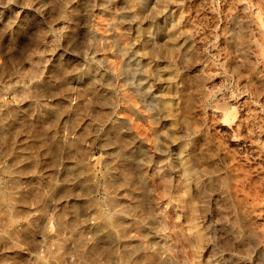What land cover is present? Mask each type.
I'll use <instances>...</instances> for the list:
<instances>
[{"label": "clouds", "instance_id": "obj_1", "mask_svg": "<svg viewBox=\"0 0 264 264\" xmlns=\"http://www.w3.org/2000/svg\"><path fill=\"white\" fill-rule=\"evenodd\" d=\"M187 2L96 0L89 13H112L108 27L123 36L109 40L73 17L77 0H0L35 13L31 29L3 43L15 39L24 49L33 33L51 38L53 51L63 49L54 58L67 65L44 96L35 67L13 64L18 79L6 81L15 58L0 57V126L13 109L22 122L34 106L68 102L45 114L52 122L39 149L17 148V136L0 140V264H220L224 230L243 232L241 216L255 224L240 193L264 185V162L252 155L233 166L229 154L264 155V140L249 145L239 139L247 132L237 131L248 118L244 105L264 93V0H231L240 14L224 12L227 24L213 0L219 22L203 49L195 29H181ZM85 40L89 54L72 55ZM101 51L114 59H97ZM122 105L136 123L152 125L151 143L116 119ZM225 111L235 117L229 126L220 123ZM49 132L59 140L55 150Z\"/></svg>", "mask_w": 264, "mask_h": 264}, {"label": "rangeland", "instance_id": "obj_2", "mask_svg": "<svg viewBox=\"0 0 264 264\" xmlns=\"http://www.w3.org/2000/svg\"><path fill=\"white\" fill-rule=\"evenodd\" d=\"M77 4L72 5V15L73 17L82 23L88 22V28L91 29L94 26V31L98 39H112L113 36L121 35L119 32H113L109 29L108 25L111 22L112 13L102 12L99 8L93 9L90 11L92 3H95L96 0H77ZM107 2V0H99V3ZM121 3H125V0H121ZM231 0L228 4L224 3V0H220V19L224 20V23H230L227 16H223L224 12H228L231 15L233 12L240 14L239 9L230 10ZM39 7V4L36 5ZM176 7V6H173ZM184 10L187 12V15L184 17L181 23V29L193 30L192 33L196 40L199 41L196 47L203 49L208 44L211 43L210 34L211 29L215 26L213 21L216 23L219 22L217 19V13L213 11V8L216 5L213 3V0H188V2L183 6ZM17 13H22L20 16L16 15ZM177 18H179L180 9L176 8ZM34 12L28 11L27 8L23 10L17 5L12 4L10 6L4 7L0 6V57H3L5 63L7 64L9 58H15L12 62L9 63V71L4 74V80L9 81L18 79V77H12V71H14L12 65L16 64L21 71H24L23 65L27 64L31 69L35 67L39 71L41 76H45L44 82L39 86L41 95L49 96L51 91L56 87L55 77L61 75L64 71V68L67 65H64L58 57L54 58L57 52L62 51L63 49H56L53 51L49 46L52 43L51 38L36 39V33H33L31 42L24 47V49L17 48L15 39H10L7 44L3 43L6 37H13L14 34L18 33L21 29L29 30L33 27V16ZM79 27V24H77ZM107 30V31H106ZM199 33L198 35L196 33ZM135 35V31H133ZM209 38V39H206ZM143 39L145 41H150L153 37H149L145 33ZM183 43V39L180 41ZM191 43V41H189ZM88 46V41L85 40L81 44V52H73L72 55L87 56L89 53L86 50ZM169 52L161 53V56L168 55ZM107 57L109 60H113L114 56L112 52H99L97 54V59ZM54 60L52 65L44 63L45 61ZM147 63V61H145ZM49 67V68H48ZM37 72L33 71L32 76H36ZM248 79H252L251 76ZM248 99V97H245ZM55 100L47 101L49 104L48 108L43 107H33L27 114V118L22 122L16 121V115L19 113L18 109L12 110V118L2 126H0V140L7 138V142L10 144L12 139L17 136L16 145L17 148H34L39 149L45 141L41 140L39 137L43 135V130L45 124L51 123L52 121L45 115L47 112L52 111L55 115L56 108L54 104ZM82 102V101H81ZM55 103H68L65 102H55ZM261 106H264V93L256 96L255 101H250L248 104L244 105V112L241 113L242 116L245 114L248 118H245L243 121L242 128H238V132H247L246 137H240L241 142L251 145L252 140L259 137V139L264 140V112L261 111ZM122 111L117 113L116 119L128 120L133 124V132L139 135L142 139H147L151 143L150 135L152 131V125L150 123H136L135 119L130 115L126 106H121ZM5 115H8L6 112ZM54 118V116H53ZM234 115L232 112L225 111L223 113V119L220 122L223 126L231 125L234 120ZM18 124V127L14 125ZM215 126V125H214ZM78 128L83 127V123L77 125ZM59 131L61 136L63 135V122ZM53 133H47V143L49 148L55 150L59 140L53 141ZM252 147H255L252 145ZM48 149H44L41 152L43 156L44 152ZM264 151V150H262ZM252 155H255L258 158L257 162H264V155H261L260 152L240 155L229 154V158L232 159L233 166L237 162L241 163H251ZM233 156L235 158L233 159ZM47 159V157H44ZM256 169L253 168L251 172H247L249 179L252 176V173ZM246 169L240 167L237 169V175L244 176ZM161 196L164 194L161 193ZM240 195L243 197V200L247 203L244 204V207L247 208L248 212L251 213V219L255 221V224H252V221L247 220L244 216H241V227L244 229L243 232H240L239 229L230 228L224 230V234L220 236L219 242L222 247L225 248V254L220 261V264H264V233L259 232L256 229V226L264 228V185H253L252 190L244 189ZM233 252L238 253L239 255H232Z\"/></svg>", "mask_w": 264, "mask_h": 264}]
</instances>
